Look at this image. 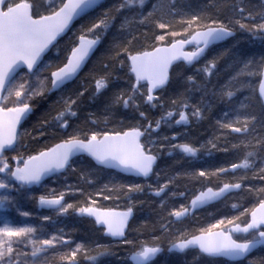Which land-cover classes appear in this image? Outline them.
<instances>
[{
  "label": "snow or ice",
  "instance_id": "6c2138e0",
  "mask_svg": "<svg viewBox=\"0 0 264 264\" xmlns=\"http://www.w3.org/2000/svg\"><path fill=\"white\" fill-rule=\"evenodd\" d=\"M98 8L102 10L96 14ZM237 31L264 41V2L202 0L194 5L193 0H155L147 8L146 0H114L110 7H103L100 0H0V190L4 193L0 194L4 211L0 264H47L41 257L49 251L68 264H78L81 252L99 264V258L109 254L107 246L89 247L63 230L35 238L42 226L13 224L7 215L15 208L20 215L30 216L18 207L19 197L29 194L36 199L35 186H43L46 178L58 173L76 171L77 159L85 157L94 161L87 176L80 173L87 183L92 182L94 171L103 169L146 181L155 177V181L105 184L97 191L105 199L128 197L124 211L99 207L92 195L83 203L67 202L64 191L41 194L38 203L57 215L71 210L94 218L99 230L130 246L132 264H152L164 251L156 235L129 238L137 230L129 223L134 194L148 195V200L135 203L156 204L153 210L165 230L169 222L212 201L229 197L236 201L231 207L238 214H222L198 234L181 232L169 241V252L195 250L209 258L234 260L264 246V58L258 62L235 58L234 73L211 93L225 108L216 119L222 131L207 144L224 152L237 150L242 155L239 162L171 174L157 164L162 157L177 154L181 159L198 158L206 149L205 144L173 143L180 133L165 135L160 130L162 125L183 126L205 118L211 100L205 99L208 86L201 74L211 77L226 53L235 57L229 49L217 51L215 46ZM101 46L99 70H90V80H83L81 73ZM53 50L55 60L49 58ZM240 76L258 78V92L249 89L244 101L237 95L236 85L243 86ZM53 92L56 99L31 129L25 128L36 107L34 98L46 99ZM195 92L201 95L193 103ZM157 109L159 115H153ZM113 122L116 126L109 130ZM25 137L42 146L29 151ZM220 137L225 138L222 149L214 142ZM181 176L201 184L188 204L177 199L185 196L178 191ZM213 176L221 182L208 186ZM66 190L85 192L80 187ZM252 193L258 198L243 207L239 201Z\"/></svg>",
  "mask_w": 264,
  "mask_h": 264
},
{
  "label": "trees",
  "instance_id": "16d2710c",
  "mask_svg": "<svg viewBox=\"0 0 264 264\" xmlns=\"http://www.w3.org/2000/svg\"><path fill=\"white\" fill-rule=\"evenodd\" d=\"M44 2L46 3L47 0H44ZM113 2L114 0H107L102 6L110 7ZM153 2H155V0H146V7L150 8L151 3ZM197 2H202V0H193L194 5ZM254 2H256V0H254ZM259 2H264V0H259ZM101 10L102 8H98L96 14H99ZM78 24L79 22H77V27ZM63 47L64 44L62 43L60 45V48L63 49ZM215 47L217 51L229 49L231 53L235 54V57L226 53L218 61V67L216 69H213L214 74L211 77L201 74L200 78L202 79V82L207 83L208 86V96H206L205 99L211 100V107L206 112L205 118L198 122L193 121L192 123L185 126L173 125L171 127H166L162 125V128L160 130L165 135H171L173 131L180 133L177 140L173 141V143L186 141L193 144L198 143V146L200 144H205L206 149H201V152L198 156L200 160L198 159V161L195 162H190L189 158L181 159L179 154L173 157H162L160 160H158L157 164L159 165V168L165 169L169 174H171L173 170L226 166L229 163L239 162V159L242 158L241 153H239L237 150L231 149L230 145V150L228 152H224L222 150L212 149L211 146L207 144V141L212 139L214 136H217L218 133L222 131L216 125V119L221 115L222 110L225 108V105L221 104L219 101L211 97V93L213 89L219 88L221 85L225 84L228 81L229 76L234 73L233 60L235 58H252L257 62L260 61L261 58H264V41L259 38H252L247 32L237 31L232 39L216 45ZM102 51L103 46H101V49L97 51L96 54L92 57L91 61L88 62L87 66L81 73V78L83 80H90V70H99L98 59L100 58ZM49 58L55 60L56 50H53L51 53H49ZM238 79L243 82V86H241L240 84L236 85V87L239 89L237 95L240 101H244L245 97L248 95V92L245 89H248L249 87L255 88L258 84V78L255 76H240L238 77ZM208 81H210V83ZM88 87L89 89H91V85H88ZM170 95L171 92L166 94V96ZM200 95V92L193 93L192 102H197L200 98ZM56 96V93H51L46 99H41L39 97L34 98L36 107L33 110V115L31 116V118L27 122H24V127L31 129L36 121L40 118V116L48 109L51 101L56 99ZM152 114L158 116L159 109L153 110ZM113 126H116L115 122L110 123L108 125V129L111 130ZM100 127H103V125H101ZM235 135L236 134H232V136ZM232 136H229L228 139L231 140ZM224 140V137H220L219 140H215L214 142L218 143L220 145V148L222 149L225 146ZM24 145L29 151L42 146L35 144L28 137H25ZM24 151L25 148H21L22 154L24 153ZM234 155L236 158H234ZM92 165L93 163L87 158H84L83 160L77 159L76 171L67 170L63 173L67 176L68 181L70 182V187H80L85 190L83 194L80 192L66 190L64 192L65 201L83 203L87 199L88 195H92V198L97 202V206L99 207L125 210L129 205L128 197L121 195L118 198L116 196H113L110 199H105L104 195H96L97 191L100 190L105 184H108L109 187H111L112 183L123 184L134 182L144 184L146 182L154 183L155 181V177H153L151 180L146 181L142 179L124 177L106 170H99L92 173V182L87 183L83 178H81L80 173L84 172L87 176L88 169H90ZM229 178L230 177H226L225 180ZM47 180H45L44 183H46ZM191 182H194V184L190 186L191 191H184L187 192V196L177 198L180 203L186 204L191 198L190 196L191 194H193V192H199L201 184L196 180H190L189 178L184 176L177 178V184H179L178 191H183L182 189L185 187V185L187 187V185ZM216 184L217 182H211L210 184H208V186ZM105 194H107L106 190ZM257 198V195H255V197L250 200L252 202H255ZM135 200H148V195L134 194L133 217L130 221V224L134 229L137 230L132 231L129 238L148 237V235H150L151 233L153 234L154 232H157V229L161 227L162 221L159 219L157 212L153 210L156 208L155 203L148 202L140 204L135 203ZM233 201L234 200L230 197L226 198L222 202L201 211L191 219H186L179 223L171 222L172 224L170 225V228H167V231H165L162 235H169L175 238L181 232L198 233L200 228H206L209 224L215 223L216 219H218L222 214H226L228 216L236 215L238 214L237 210L232 209L231 207ZM250 206L251 205L249 204L248 207ZM243 219L244 217H241V220ZM225 227H228V225H225ZM44 228L48 231L60 232L61 230H63V232L66 235L71 236L74 241L84 242L89 247H94L95 244L107 246L109 254L100 257L99 264H130L128 261V257L130 255V246L116 243L104 238L102 231L99 230V228H96L89 219L82 217L77 213H73L71 210H69V214H65L62 217H51V220L47 221L44 224ZM141 233H143V236H141ZM50 255L51 256L47 264H68L67 261L59 260L58 253L52 252L50 253ZM77 260L78 264H94V262L87 260L82 252L78 253ZM197 262H200L202 264H264V251H261L252 256L249 260L240 263H225L223 261H216L210 258H205L199 255L196 251H187L182 255L173 253L163 254L162 256L158 257L152 264H194Z\"/></svg>",
  "mask_w": 264,
  "mask_h": 264
},
{
  "label": "rangeland",
  "instance_id": "374dc122",
  "mask_svg": "<svg viewBox=\"0 0 264 264\" xmlns=\"http://www.w3.org/2000/svg\"><path fill=\"white\" fill-rule=\"evenodd\" d=\"M178 118V117H176ZM15 162L13 161V164ZM70 186V182L68 181V178L66 175L62 174H57L55 176L50 177L46 183L43 184V186H35V190L32 193L36 197V199H32L31 195L29 194H24L19 197L18 200V207L20 208L21 211H28L31 213L30 216L25 217L20 215L19 212L16 211L15 208H11L7 215L9 217V221L13 224H32L36 226H42L38 227V231L36 234L35 238H41V237H46L47 235L53 233V232H59V231H48L44 228V224L47 221H44L42 219L43 216L48 215L50 217H62L65 214L62 215H57L53 210L46 211L42 209L38 203V197L41 194H49L52 191H55L59 193L60 191H66V188ZM0 194H4L2 190H0ZM12 195H16L15 192L12 193ZM4 216V211L3 209H0V220L3 219ZM56 248H59V245L56 246ZM27 251H31V245L27 246ZM53 251H49L45 254H42V260L46 258L47 263L50 259V253Z\"/></svg>",
  "mask_w": 264,
  "mask_h": 264
},
{
  "label": "bare ground",
  "instance_id": "6f19581e",
  "mask_svg": "<svg viewBox=\"0 0 264 264\" xmlns=\"http://www.w3.org/2000/svg\"><path fill=\"white\" fill-rule=\"evenodd\" d=\"M107 0H105L104 2H102L101 3V5H103L105 2H106ZM234 36H232L231 38H229V39H227V40H224V41H222V42H220L219 44H221V43H223V42H226V41H228V40H230V39H232ZM219 44H217V45H219ZM258 84H257V86L255 87V88H253V87H249L248 89H245L247 92L249 91V89H256V91L258 92ZM176 126H181V125H176ZM183 126H185V125H183ZM194 144H196L197 146H198V143H194ZM85 158H87V157H85ZM234 158H236L235 157V155H234ZM198 159L200 160V158L198 157V158H189V160H190V162H195V161H198ZM90 160V159H89ZM91 161V160H90ZM92 162V161H91ZM93 163V162H92ZM94 164V163H93ZM104 170V169H103ZM106 171H109V170H106ZM238 172H241L242 170H237ZM109 172H113V171H109ZM113 173H116V172H113ZM116 174H118V175H121V174H119V173H116ZM121 176H123V175H121ZM124 177H128V176H124ZM129 178H132V177H129ZM226 177H224V179H225ZM134 179H142V180H145V178H134ZM210 180H211V182L212 183H216L217 182V184L218 183H220L221 181H218L217 179H216V177L215 176H213V177H210ZM194 184V182H191V183H189L188 185H187V187H186V185H185V187L182 189L183 191H191L190 190V186H192ZM211 186H215V185H211ZM194 194H199V192L198 191H195V192H193V194H191V198H192V196L194 195ZM255 195H257L256 193H252L250 196H245V197H243L239 202L243 205V207H248L249 206V204H248V201L250 200V199H252V198H254L255 197ZM185 196H187V192H185ZM184 196V197H185ZM191 198L188 200V202L186 203V204H188V203H190V200H191ZM225 200V199H224ZM223 200H220L219 202H217V203H215V204H212V205H209V206H207V207H205V208H203V209H200V210H193L191 213H188L187 214V216L185 217V219L184 220H186V219H191V218H193V217H195L198 213H200L201 211H203V210H205V209H207V208H209V207H211V206H214V205H216V204H218V203H220V202H222ZM234 202H236L235 200L233 201V203ZM124 211V210H123ZM85 218H87V217H85ZM87 219H89V218H87ZM90 220V219H89ZM183 220V221H184ZM91 221V220H90ZM172 223H179V222H174V221H171ZM171 222H169L167 225L169 226H167V228H170V225L172 224ZM166 228V229H167ZM165 231H167V230H165V229H162L161 227H159L158 229H157V232L155 233H151L150 235H148V237L150 238L151 237V235H156V236H158L159 237V243L161 244V246L164 248V251L162 252V253H160V254H158L156 257H155V259L153 260V262L158 258V257H160V256H162L163 254H170V253H173V254H178V255H182V254H184V253H175V252H168V248L170 247V244H169V241L170 240H172L174 237H172V236H169V235H162ZM159 234V235H158ZM198 234V233H197ZM106 239H109V238H106ZM110 241H113V240H111V239H109ZM113 242H116V243H118L117 241H113ZM187 251H195V250H187ZM186 251V252H187ZM261 251H264V246H257V248H255L251 253H249L245 258H243L242 260H239V261H236V262H234V261H226V260H224V259H221V258H210V259H213V260H216V261H223V262H225V263H240V262H245V261H247V260H249L252 256H254L255 254H257V253H259V252H261ZM197 252V251H196ZM198 253V252H197ZM201 256H203V255H201ZM203 257H205V258H209V257H206V256H203ZM129 258H130V255H129V257H128V261H129ZM152 262V263H153ZM129 263H130V261H129ZM131 264V263H130ZM194 264H202V263H200V262H197V263H194Z\"/></svg>",
  "mask_w": 264,
  "mask_h": 264
},
{
  "label": "water",
  "instance_id": "95a60500",
  "mask_svg": "<svg viewBox=\"0 0 264 264\" xmlns=\"http://www.w3.org/2000/svg\"><path fill=\"white\" fill-rule=\"evenodd\" d=\"M105 0H100V4L102 3V2H104ZM229 38H231V37H229ZM229 38H227V39H229ZM226 39V40H227ZM259 87V86H258ZM53 93H55V92H53ZM88 159H90L91 160V158L90 157H87ZM93 163H94V161H92ZM104 170H109V171H113V172H116V173H119V174H121V175H123V176H128V177H132V178H144V177H141V176H134V175H129V174H126V173H123V172H121V171H118V170H115V169H104ZM59 174V173H58ZM51 177V176H50ZM49 178V177H48ZM47 179V178H46ZM220 200H217V201H212V202H210V203H208L207 205H205V206H203V207H200V208H198L197 210H200V209H203V208H205V207H207V206H209V205H212V204H215V203H217V202H219ZM41 208H43V209H51V208H49V207H47V206H44V207H42V206H40ZM118 211V210H117ZM122 211V210H121ZM192 212V211H191ZM190 212V213H191ZM84 217H87V218H89L92 222H93V224L97 227V228H99L100 229V226L99 225H96L95 223H94V218H90V217H88V216H84ZM133 217V216H132ZM132 217H130V220H129V222L132 220ZM185 219V217L184 218H182V219H180V220H173L174 222H180V221H182V220H184ZM237 235H240V234H238L237 233ZM103 236L105 237V238H109V239H111V240H113V241H117V238H114V237H112V236H110L109 234H107L106 232H104L103 231ZM254 250V249H253ZM252 250V251H253ZM251 251V252H252ZM169 252V251H168ZM175 252V251H174ZM250 252V253H251ZM175 253H179V252H175ZM180 254V253H179ZM248 255V254H247ZM246 255V256H247ZM245 256V257H246ZM245 257H241V258H238V259H228V258H222L221 257V259H224V260H226V261H234V262H236V261H239V260H242L243 258H245ZM129 261H130V258H129ZM130 263L132 264V262L130 261Z\"/></svg>",
  "mask_w": 264,
  "mask_h": 264
}]
</instances>
